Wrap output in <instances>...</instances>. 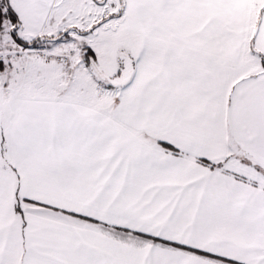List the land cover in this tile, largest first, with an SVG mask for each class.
Returning <instances> with one entry per match:
<instances>
[{
    "label": "snow or ice",
    "instance_id": "obj_1",
    "mask_svg": "<svg viewBox=\"0 0 264 264\" xmlns=\"http://www.w3.org/2000/svg\"><path fill=\"white\" fill-rule=\"evenodd\" d=\"M0 264H264V0H0Z\"/></svg>",
    "mask_w": 264,
    "mask_h": 264
}]
</instances>
